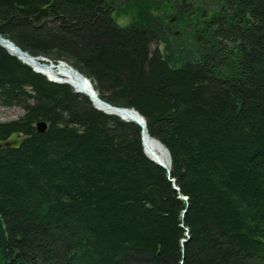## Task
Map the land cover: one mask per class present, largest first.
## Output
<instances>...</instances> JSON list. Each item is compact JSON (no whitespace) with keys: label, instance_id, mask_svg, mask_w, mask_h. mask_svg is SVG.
Here are the masks:
<instances>
[{"label":"trees","instance_id":"trees-1","mask_svg":"<svg viewBox=\"0 0 264 264\" xmlns=\"http://www.w3.org/2000/svg\"><path fill=\"white\" fill-rule=\"evenodd\" d=\"M118 1L0 0V36L136 111L170 167L138 125L0 47V106L23 112L0 141L24 138L0 146V264H264V0H204L179 65L172 17L130 3L122 27Z\"/></svg>","mask_w":264,"mask_h":264},{"label":"rangeland","instance_id":"rangeland-1","mask_svg":"<svg viewBox=\"0 0 264 264\" xmlns=\"http://www.w3.org/2000/svg\"><path fill=\"white\" fill-rule=\"evenodd\" d=\"M183 1L187 2L189 0H120L117 2L116 5L118 7L117 8L118 12L115 15V18L117 19V23L120 26L122 27L129 26L132 23L133 16L132 14L126 13V11L128 10L127 8L130 5V3L135 5L136 10L139 7V5L146 6L148 3H150L148 5L151 6L149 8L151 14L157 16L160 15L162 19H165L167 17L165 19V22H168L169 16L172 17V19L169 20V24L171 25L170 28L171 33H170V38L168 39L169 42L168 44L170 45V51L173 52L172 54L173 57H175L176 63L179 65L183 60H186L190 57L192 58L194 56L193 53L194 34L192 35V33L195 31L196 24H198L202 20L210 19L211 16L210 10L203 4L204 0H196L195 2H193L192 5L194 16L191 17V19L189 20H186L185 18L183 19L184 21L179 19L175 25H172L170 21H173L178 16L180 5L182 4L184 6ZM198 6L199 7L201 6V8H199ZM170 9L172 12L175 13V15H173L172 12L167 14ZM132 12L133 11H129V13ZM185 25H190L191 28L185 29ZM175 32L178 33V35H175L174 34ZM164 46L163 45L159 46L160 51L163 53H164ZM22 113H23L22 110L19 108H15V107L5 108L0 106V123L15 121L22 115Z\"/></svg>","mask_w":264,"mask_h":264},{"label":"bare ground","instance_id":"bare-ground-1","mask_svg":"<svg viewBox=\"0 0 264 264\" xmlns=\"http://www.w3.org/2000/svg\"><path fill=\"white\" fill-rule=\"evenodd\" d=\"M0 43L6 47V49L11 52L12 54H15L18 56L23 62L27 63L29 66L35 68V70L42 73L44 76H46L49 79L57 80L62 79L66 81L73 89L84 92L86 94H89L94 101V104L100 108L101 110H104L108 113L119 115L123 119L127 120H136L139 122H142L139 117L136 115V113L132 110H126L121 112H116L110 109H107L104 105L98 102L97 97H94V90L93 87H91V84L89 81H84L78 75L76 74L75 70H71L70 66H68L65 63H59L58 65H55V67H50L49 62H39L40 65L46 63L45 67H37L36 61H32L26 57L24 54H20L17 50L10 47L8 44L1 42ZM6 51V50H5ZM9 55V54H8ZM22 63V62H21ZM52 64V63H51ZM45 77V78H46ZM143 147L145 150L146 155L164 166L168 167L169 165V159L166 151L164 148L154 139H151L148 135H144L142 139ZM169 168V167H168Z\"/></svg>","mask_w":264,"mask_h":264},{"label":"water","instance_id":"water-1","mask_svg":"<svg viewBox=\"0 0 264 264\" xmlns=\"http://www.w3.org/2000/svg\"><path fill=\"white\" fill-rule=\"evenodd\" d=\"M170 23H172V21H170ZM175 35H178V33H175ZM0 41L1 42H4L6 44H8L10 47L14 48L15 50H17L20 54H24L26 55V57L32 61H36V66L37 67H45L46 63L40 65L39 62H49L48 60L44 59V58H40V57H33L31 56L30 54L26 53V52H22L20 49H18L17 47H15V45L10 42L9 40L7 39H4L0 36ZM0 47H2L4 50H6L11 56L13 57H16L18 60H20L23 64L29 66L27 63L23 62L18 56H16L15 54H12L11 52H9L5 46H3L1 43H0ZM50 67H55V65L51 64L49 65ZM33 72L37 73V74H40L42 76H44L42 73H40L39 71L35 70V68L29 66ZM71 70L73 69L71 66H70ZM74 70V69H73ZM76 71V70H75ZM76 74L78 75V77H80L82 80L86 81L87 79L81 74L79 73L78 71H76ZM46 77V76H44ZM46 79L49 81V82H52V83H56V84H66V85H69L66 81L62 80V79H57V80H52V79H49L46 77ZM89 81V80H87ZM91 84V83H90ZM70 86V85H69ZM71 87V86H70ZM91 87H93L91 85ZM75 93H78V94H83L85 96L88 97V99L90 100V102L93 104L94 108L107 114V115H113V116H117L119 117L121 120L125 121V122H133L135 123L136 125H138L141 129V140L143 139V136L146 134L148 135L147 133V130H146V125H145V121L144 119L136 112L134 111L133 109H126V108H119V107H115V106H112L104 101H102L101 99L98 98L96 92L94 91V94L95 96L94 97H97L98 99V102L101 103L102 105H104L107 109H110V110H113V111H116V112H121V111H126V110H132L136 113V115L139 117V119L142 121V122H139V121H136V120H127V119H123L122 117H120L119 115H115V114H111V113H108L104 110H101L100 108H98L95 104H94V101H93V98L89 95V94H86L84 92H80V91H77L75 89H73ZM94 90V89H93ZM47 126L45 123H38L36 125V129L38 131V133H44L45 130H46ZM149 136V135H148ZM24 141V138L23 137H20L18 136L17 134H13L11 135V137H9L7 140L5 141H0V146L4 147V148H12V149H17L21 146V144L23 143ZM157 141V140H156ZM158 142V141H157ZM159 143V142H158ZM160 144V143H159ZM161 145V144H160ZM142 146H143V143H142ZM162 146V145H161ZM163 147V146H162ZM164 148V147H163ZM144 149V147H143ZM164 150L166 151L167 155H168V159H169V165L168 167H170V158H169V153L168 151L164 148ZM144 153H145V150H144ZM146 154V153H145ZM147 156V155H146ZM148 157V156H147ZM149 158V157H148ZM150 159V158H149ZM151 161H153L154 163H156L157 165L167 169L166 166H164L163 164L159 163V162H156L152 159H150Z\"/></svg>","mask_w":264,"mask_h":264},{"label":"flooded vegetation","instance_id":"flooded-vegetation-1","mask_svg":"<svg viewBox=\"0 0 264 264\" xmlns=\"http://www.w3.org/2000/svg\"><path fill=\"white\" fill-rule=\"evenodd\" d=\"M196 0H189V1H187V2H184L183 1V4H184V6H183V8H180L179 9V11H178V15H179V13H181V11H183L184 12V18L186 19V20H189V19H191V17H193L194 15H193V10H192V5H193V2H195ZM198 3V2H197ZM204 4V3H203ZM199 7V6H198ZM199 8H201V6L199 7ZM197 13V12H196ZM179 19H181V17L180 16H177L173 21H172V25H175L177 22H178V20ZM184 21V20H183ZM191 28V26L190 25H185V29H190ZM169 33H171V30L169 29ZM176 33V32H175ZM174 33V34H175Z\"/></svg>","mask_w":264,"mask_h":264}]
</instances>
